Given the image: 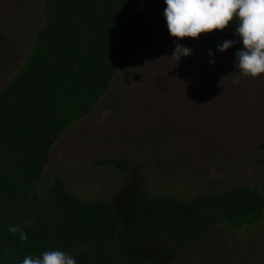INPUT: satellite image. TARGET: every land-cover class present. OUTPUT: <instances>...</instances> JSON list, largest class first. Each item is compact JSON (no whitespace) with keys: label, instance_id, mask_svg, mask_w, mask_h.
<instances>
[{"label":"trees","instance_id":"obj_1","mask_svg":"<svg viewBox=\"0 0 264 264\" xmlns=\"http://www.w3.org/2000/svg\"><path fill=\"white\" fill-rule=\"evenodd\" d=\"M164 8V0H43L30 54L0 92V264L49 250L76 264H169L148 257L149 247L167 241L173 253L220 225L242 229L263 219L264 179L259 188L235 186L191 201L157 198L125 157L94 164L125 175L110 202L80 198L65 177L39 187L53 144L97 106L144 43L171 36ZM234 32L230 21L197 38L216 47L238 39ZM241 48L238 41L223 52L231 73L240 74L234 61ZM141 245L145 252H129Z\"/></svg>","mask_w":264,"mask_h":264},{"label":"rangeland","instance_id":"obj_2","mask_svg":"<svg viewBox=\"0 0 264 264\" xmlns=\"http://www.w3.org/2000/svg\"><path fill=\"white\" fill-rule=\"evenodd\" d=\"M42 5L0 0V92L30 54L44 20ZM177 44L191 48L190 55L172 56ZM228 61L202 38L161 36L144 43L97 106L53 144L39 187L65 177L80 198L110 202L125 175L94 164L121 157L157 198L191 201L235 186L261 187L264 75L231 73ZM149 248L148 257L169 264H264V217L242 229L220 225L185 250L171 253L167 241Z\"/></svg>","mask_w":264,"mask_h":264},{"label":"clouds","instance_id":"obj_3","mask_svg":"<svg viewBox=\"0 0 264 264\" xmlns=\"http://www.w3.org/2000/svg\"><path fill=\"white\" fill-rule=\"evenodd\" d=\"M163 16L167 30L174 38H197L201 33L224 30L233 22L234 36L216 46L223 53L238 41L242 48L235 53V68L245 77L264 75V0H164ZM192 52L189 47L177 44L172 56L177 60ZM209 63L215 64V54L208 51ZM10 233L19 232L21 240L26 234L16 226H9ZM21 264H76L70 254L60 250L42 252L39 256H25Z\"/></svg>","mask_w":264,"mask_h":264}]
</instances>
